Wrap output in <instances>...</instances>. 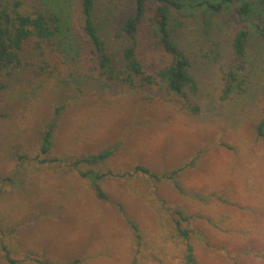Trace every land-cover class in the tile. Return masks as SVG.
Masks as SVG:
<instances>
[{"label":"rangeland","instance_id":"374dc122","mask_svg":"<svg viewBox=\"0 0 264 264\" xmlns=\"http://www.w3.org/2000/svg\"><path fill=\"white\" fill-rule=\"evenodd\" d=\"M71 1L76 18L80 0ZM132 6L98 0L112 52L121 48ZM149 12L139 54L156 72L170 56ZM200 16L179 17L176 34L198 80V114L164 85H109L84 61L59 65V73L29 53L20 67L0 73V85L8 84L0 89V264H190L189 246L195 264H264V139L257 131L264 118V37L251 36L246 69L224 97L227 73L236 67L238 20L230 10L208 27ZM63 104L54 148L42 153L44 132ZM111 147L106 163L75 165ZM136 165L159 174L185 167L182 191L171 180L135 172ZM88 170L113 172L99 181L108 199L81 175ZM223 191L228 201L218 195Z\"/></svg>","mask_w":264,"mask_h":264},{"label":"trees","instance_id":"16d2710c","mask_svg":"<svg viewBox=\"0 0 264 264\" xmlns=\"http://www.w3.org/2000/svg\"><path fill=\"white\" fill-rule=\"evenodd\" d=\"M132 3L131 12L123 20L121 27L124 40L116 53L109 48L111 38L104 25V14L99 15L98 0H80V14L76 18L73 16L71 0H35L33 3L29 0H0V73L10 67H20L23 56L29 53L31 56L36 54L44 63L43 67H52L51 65L55 64L54 69L57 68L58 72L59 65L84 61L92 74H96L109 85L119 84L134 89L164 85L166 90L181 97L182 107L198 114L201 106L194 99L199 92L198 80L193 72L194 66L188 51L180 45L176 37L181 23L179 17L198 16L202 21L201 14L204 24L210 27L215 17L229 14L230 10H233L238 20L232 39L236 67H231L227 73L224 97L238 84L239 71L246 69L251 36L256 34L264 37V11L260 10L264 9V0H132ZM150 9L153 10L150 27L158 36L164 51L170 56L169 62L156 72L146 70L139 54L138 33L147 20ZM68 66L72 67L70 64ZM54 69L52 71H55ZM72 84L76 85L77 89L82 87L77 83ZM7 85L1 84L0 89ZM64 107L65 104L57 109L55 120L44 132L42 153L48 154L54 148L55 126L58 114ZM257 131L264 139V118L260 121ZM115 151L114 147L106 148L99 153L78 159L75 165L106 163ZM134 171L148 174L156 181L171 180L175 187L182 191L179 175L183 174L186 168L159 174L146 166L136 165ZM81 175L92 182L99 198L108 199L99 181L113 175L111 170H88L82 171ZM218 195L223 202L229 200L226 192ZM202 198L207 200L208 196H201ZM177 214L187 220L182 210ZM222 221L223 219L221 223ZM176 225L177 230L187 237L188 229L182 228L180 220H176ZM132 227L138 234V226L132 223ZM188 251V261L195 264L191 246ZM6 257L10 260L8 253Z\"/></svg>","mask_w":264,"mask_h":264}]
</instances>
